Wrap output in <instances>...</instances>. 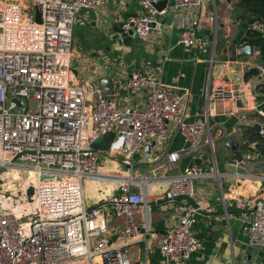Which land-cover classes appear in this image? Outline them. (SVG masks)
Segmentation results:
<instances>
[{"label": "built area", "instance_id": "built-area-1", "mask_svg": "<svg viewBox=\"0 0 264 264\" xmlns=\"http://www.w3.org/2000/svg\"><path fill=\"white\" fill-rule=\"evenodd\" d=\"M139 1L143 11L123 20V32L144 41L154 30L161 33L165 26L178 22L182 25L179 42L189 48L198 43L196 11L204 0H174L170 23L164 21L168 5L158 10L151 0ZM102 2L0 0V264H75L79 259L94 264L96 258L98 264H134L131 245L145 239L134 213L147 214L150 205L159 204L160 199L177 215L161 238L164 264H187L200 246L193 229L201 213L193 202L195 183L217 177V170H207L202 163L187 165L181 172L163 177L168 186L156 198L146 192L152 177L135 175L134 166L163 160L173 165L183 155L201 158L207 153L217 169V122L209 119L241 109L264 113L254 104L252 78L231 86L218 83L208 87L206 120L189 119V90L180 91L141 68L127 73L120 64L115 81L122 84L125 79L123 86L130 97L144 94L142 105L119 106L103 95L93 76L78 84L72 71L75 22L82 11H93ZM37 10L40 22L35 18ZM250 26L264 34V18ZM258 69L264 74V65ZM171 123L187 145L163 159L160 148ZM109 131L115 136L105 151L122 157L130 168L127 175L98 170L99 150L93 144ZM260 133L264 134L262 125ZM151 142L150 153H145L144 147ZM244 162L230 160L235 166ZM86 179L116 182L118 189L106 192L98 206L89 207L83 189ZM232 203L249 243L264 249V198L237 192ZM105 207L126 219L121 241H110ZM144 229H149L148 223Z\"/></svg>", "mask_w": 264, "mask_h": 264}, {"label": "crops", "instance_id": "crops-1", "mask_svg": "<svg viewBox=\"0 0 264 264\" xmlns=\"http://www.w3.org/2000/svg\"><path fill=\"white\" fill-rule=\"evenodd\" d=\"M173 1L168 2L169 10L164 19L167 23L173 20L170 10ZM238 3L239 0H204L196 11L195 30L198 43L189 48L179 42L182 25L178 22L172 27L165 26L161 33L154 30L144 41L138 40L131 33L123 32V20L129 15L143 11L140 1L103 0L97 9L82 11L75 22L73 78L80 84L93 76L97 78L101 88V80L111 71H114L115 81L120 64L127 68V73L134 68H141L180 91L189 90V119L206 120L204 108L208 87L218 83H228L231 86L240 79H246L245 74L249 69L263 65L257 58L260 51L240 57L237 62H223L227 56L223 51L224 44L234 39L244 40L251 27V24L239 17L241 10ZM74 61L78 63L77 67H74ZM251 78L255 79L254 104L263 111L264 74ZM124 81L125 79H122V84L115 81L114 95L110 98L119 106L126 103L142 105L144 94L130 97L123 86ZM255 113L241 109L232 114L218 113L209 119L211 123L215 120L217 122L214 127L216 139H220L223 134H236L248 144L239 147L245 161L243 165L231 164V151L225 148L222 166L217 164V169L215 166L213 169L217 170V177H204L195 183L197 194L193 202L201 207V213L193 229L200 246L187 264H228L231 259L234 264H248L250 260L251 264H264V249L254 247L241 239L240 236L244 232L232 203L233 195L237 192L264 198V153L247 137L257 123L253 117ZM168 133L167 140L160 148L163 159L167 153L187 145L175 124L171 123ZM150 151L151 148L147 150L146 146L144 147L145 153ZM196 158L198 157L186 154L173 165L165 160L152 165L137 163L133 173L152 177L146 187L147 195L160 198L168 186L167 179L163 177L181 172L187 165L194 164ZM208 160L212 161L207 158L201 162L205 168L208 166ZM98 170L115 175L130 173V168L122 163L121 156L105 150H99ZM83 189L86 205L95 207L102 203L106 192L117 191L118 187L116 182L86 179ZM161 200L158 201L159 204L152 203L147 214L134 213L145 237L144 240L131 245L130 256L134 264H164L165 260L159 248L161 238L168 225L177 221V215L171 205L162 203ZM103 209L106 213L110 241H121L125 236V217L116 215L108 207ZM147 223L149 229L146 231L144 228ZM97 261L98 258L94 259V264H98ZM75 264H90V260L79 259Z\"/></svg>", "mask_w": 264, "mask_h": 264}, {"label": "water", "instance_id": "water-1", "mask_svg": "<svg viewBox=\"0 0 264 264\" xmlns=\"http://www.w3.org/2000/svg\"><path fill=\"white\" fill-rule=\"evenodd\" d=\"M169 0H151V3L154 7H156L158 10H161L162 8L166 7L168 5ZM35 18L37 22L41 21V15L39 10L36 11ZM131 33V32H130ZM261 46L259 45H251L248 43L243 42L242 39H234L231 42H228L224 44L223 51L227 53V56L224 57L223 62L230 61V62H237L240 57L253 55L255 51H260ZM257 58L262 61L263 55L261 52H259ZM114 71H111L108 76L104 77L101 80V90L103 95L105 96H113L114 95ZM241 105V102L239 103ZM254 128L257 131H260L261 124L255 123ZM115 136V133L113 131L107 132L103 137L102 141H97L93 144L94 148L97 150H107L109 148L110 143L113 141ZM224 147L226 149H229L231 151V158L232 159H242L243 156L240 153L239 147L241 145H247L248 142L246 140H241L238 138L236 134H230L226 135L224 134L222 137ZM154 145V142H151V144L146 145V149L149 150L150 147ZM208 154L205 153L201 158L195 159V164H200L203 160H207ZM48 175L43 174V177H47ZM33 192V189L30 188L28 190V193L31 194ZM241 239L244 242H250L249 236L245 233L241 234ZM228 264H234L233 259L229 261Z\"/></svg>", "mask_w": 264, "mask_h": 264}, {"label": "trees", "instance_id": "trees-1", "mask_svg": "<svg viewBox=\"0 0 264 264\" xmlns=\"http://www.w3.org/2000/svg\"><path fill=\"white\" fill-rule=\"evenodd\" d=\"M238 8L241 10L239 17L242 18L247 23L251 24L256 19L264 18V0H239ZM243 42L251 45L261 46L260 52L263 55V65H264V34L259 30L252 29L251 27L248 30L247 37L244 38ZM260 70L258 68L249 69L245 78L249 79L251 77L260 76ZM264 111V105L262 107ZM254 119L259 121L264 127V113L263 114H254ZM248 131H246V134ZM247 137L256 143V148L259 149L261 153H264V134H261L260 131L251 128V133Z\"/></svg>", "mask_w": 264, "mask_h": 264}, {"label": "rangeland", "instance_id": "rangeland-1", "mask_svg": "<svg viewBox=\"0 0 264 264\" xmlns=\"http://www.w3.org/2000/svg\"><path fill=\"white\" fill-rule=\"evenodd\" d=\"M32 11L35 12V8H33ZM77 65H78V63L76 61H74V67H77ZM98 141H102V137H100L98 139ZM215 149H216V154H217V164L219 167H221L222 163H223V152L225 150L222 139L216 140ZM207 164H208V166L206 167V169L212 171L214 169V166H215L214 163L211 160H208ZM247 258H248V256H247ZM250 261H248V264H251Z\"/></svg>", "mask_w": 264, "mask_h": 264}]
</instances>
